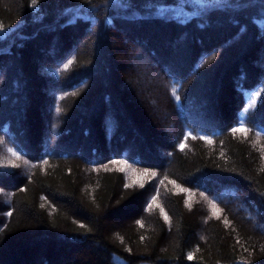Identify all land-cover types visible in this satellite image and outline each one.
Segmentation results:
<instances>
[{"label":"trees","instance_id":"1","mask_svg":"<svg viewBox=\"0 0 264 264\" xmlns=\"http://www.w3.org/2000/svg\"><path fill=\"white\" fill-rule=\"evenodd\" d=\"M0 26V264H264V0H0Z\"/></svg>","mask_w":264,"mask_h":264},{"label":"rangeland","instance_id":"2","mask_svg":"<svg viewBox=\"0 0 264 264\" xmlns=\"http://www.w3.org/2000/svg\"><path fill=\"white\" fill-rule=\"evenodd\" d=\"M131 61H133L134 62V60L133 59H131ZM143 63H145L146 65H143V69L147 72V74L150 76V78H152L153 77V74L154 73H152V71H151V69L149 68V65H147V64H152L153 62L151 61V60H149L148 61V63L147 62H143ZM152 67V66H151ZM150 72V73H149ZM144 83V82H143ZM46 109H47V112H49V116H51L52 117V119H53V113H54V109H50L48 106L46 107ZM50 117V118H51Z\"/></svg>","mask_w":264,"mask_h":264},{"label":"snow or ice","instance_id":"3","mask_svg":"<svg viewBox=\"0 0 264 264\" xmlns=\"http://www.w3.org/2000/svg\"><path fill=\"white\" fill-rule=\"evenodd\" d=\"M36 3H37V0H32V4H33V6H35ZM0 27H2V26H0ZM256 95L259 96V93L257 92ZM255 103H256V101H255V99H253V100L249 103L248 107H249V108L253 107V105H254ZM238 130H243V129H233L234 132H235V131H238ZM182 147H183V145H182ZM14 155H15V153H14ZM9 215H10V213H9ZM165 218H167V217H165ZM189 258H191V256H190Z\"/></svg>","mask_w":264,"mask_h":264}]
</instances>
